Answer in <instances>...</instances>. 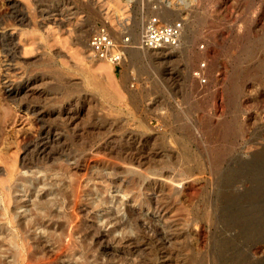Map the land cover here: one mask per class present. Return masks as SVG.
Wrapping results in <instances>:
<instances>
[{
	"label": "rangeland",
	"instance_id": "374dc122",
	"mask_svg": "<svg viewBox=\"0 0 264 264\" xmlns=\"http://www.w3.org/2000/svg\"><path fill=\"white\" fill-rule=\"evenodd\" d=\"M152 14L183 19L178 45L89 51ZM0 225V264H264V0H0Z\"/></svg>",
	"mask_w": 264,
	"mask_h": 264
},
{
	"label": "built area",
	"instance_id": "2783aa9c",
	"mask_svg": "<svg viewBox=\"0 0 264 264\" xmlns=\"http://www.w3.org/2000/svg\"><path fill=\"white\" fill-rule=\"evenodd\" d=\"M184 22L179 18L164 21L158 14L149 15L144 23L138 39L131 43L127 36L114 37L105 23H100L87 39L89 51L99 59L112 66H119L131 47L158 49L165 46H176L180 42ZM200 64L193 75L200 76Z\"/></svg>",
	"mask_w": 264,
	"mask_h": 264
},
{
	"label": "bare ground",
	"instance_id": "6f19581e",
	"mask_svg": "<svg viewBox=\"0 0 264 264\" xmlns=\"http://www.w3.org/2000/svg\"><path fill=\"white\" fill-rule=\"evenodd\" d=\"M168 15H167V13H162V18H164V17H167ZM255 43V42H254ZM179 44V43H178ZM177 44V45H178ZM168 47H171V46H166V49L168 48ZM163 48V47H162ZM155 50V49H154ZM9 52V51H8ZM12 56V55H11ZM262 64V63H261ZM256 68V67H255ZM240 69V68H239ZM249 70V69H248ZM242 71V70H241ZM255 76V75H254ZM230 79V78H229ZM236 84V83H235ZM235 84H234V86H235ZM71 115V114H70ZM47 128V127H46ZM55 132V131H54ZM38 134H39V137L37 138V140L39 139V141L40 140H42V142H40L39 143V141H36L35 142V144H34V147H35V149L37 150L36 151V154H38L37 155V157L33 160V162L32 161H30V162H24V161H22V163H20V165L22 166V167H37V168H40V167H42L43 165H42V163L43 162H45V160H46V156L47 155H49V149L48 148H50L51 147V144H50V142H52L53 141V137H51V131H49V130H41V131H39L38 132ZM37 137V136H36ZM36 137L34 138V139H36ZM50 144V145H49ZM50 149H52V148H50ZM51 151V150H50ZM51 153V152H50ZM51 155V154H50ZM102 155V154H101ZM110 155V154H109ZM52 156V155H51ZM103 156V155H102ZM49 157V156H48ZM50 158V157H49ZM92 158V157H91ZM105 158V157H104ZM77 159V158H76ZM77 161V160H76ZM79 162V161H78ZM96 162V161H95ZM97 163V162H96ZM79 164V163H78ZM77 164V165H78ZM88 164V163H87ZM70 164H68V166H69ZM72 165V164H71ZM69 166V167H73V166H75V165H72V166ZM90 165V164H89ZM84 166H85V164H84ZM83 167V166H82ZM85 169L87 168V165H86V167H84ZM85 171V170H84ZM86 172H87V170H86ZM101 172V171H100ZM99 172V173H100ZM98 173V175H100L101 177H103L101 174L103 173V172H101V174H99ZM108 174H110V173H108ZM107 174V175H108ZM106 175V176H107ZM109 176V175H108ZM107 176V177H108ZM61 178V177H60ZM114 178V177H113ZM112 177L109 179V181H111L112 182V179H113ZM23 181H24V179H23ZM113 181H114V179H113ZM26 182V181H25ZM33 188H34V190H32V191H36V189L35 188H37V186L39 185L38 183H41L42 184V182L41 181H37V180H33ZM24 184V183H23ZM23 184H21V186H23ZM147 185V184H146ZM31 191V192H32ZM34 192H32V193H34ZM52 192V190H50V189H48V190H44L43 191V193L41 194V196H46L47 194H49V193H51ZM78 195V194H77ZM40 199V198H39ZM41 201V200H40ZM75 201V200H74ZM100 201V200H99ZM36 202V201H35ZM43 202V201H42ZM34 204H36V203H34ZM38 204V203H37ZM72 204V203H71ZM72 210H71V213L69 214V217L67 218V223L69 224V233L72 231H78L79 229H80V227H79V220H83L84 219V217H86V212L89 210V208L86 206V205H81V204H79V202L78 201H75L72 205ZM70 206V207H71ZM38 207V206H37ZM41 208V207H40ZM40 208H38V209H40ZM35 209V208H34ZM41 210V213L45 216H47V213H49L50 214V212H49V210H47V208H41L40 209ZM9 213V212H8ZM41 213L39 214V216H41ZM38 214V213H37ZM84 214H85V216H84ZM129 214H131V212L129 213ZM9 215V214H8ZM51 215V214H50ZM38 216V215H37ZM49 216V215H48ZM48 216H47V218H48ZM84 216V217H83ZM110 217H113V216H110V212L109 213H104V214H102L101 215V218H100V220L101 221H108V219L109 220H111L110 219ZM8 218H10V217H8ZM50 218V217H49ZM83 218V219H82ZM115 218V217H114ZM113 218V219H114ZM36 219V218H35ZM38 219V218H37ZM50 219H52V218H50ZM50 219H47V221H42V219L41 220H39V221H31L30 222V224L33 226H37V227H41V228H45V229H52V228H54V226H57L58 224L55 222V221H51ZM127 219H131V218H127ZM53 220V219H52ZM116 220V219H115ZM12 221V220H11ZM84 221H86V220H84ZM83 221V222H84ZM127 221V220H126ZM133 221H134V219H133ZM118 222V221H117ZM121 222V221H120ZM10 223H12V222H10ZM125 223V222H124ZM128 223V222H127ZM120 224V223H119ZM2 225V224H1ZM0 225V241H4V242H7L8 243V245L9 244H11L12 243V241H13V235H12V232H10V231H8L6 228H4V225H3V227ZM29 225V224H28ZM60 225V224H59ZM117 225V224H116ZM115 225V226H116ZM118 226H116V228H117ZM99 227H98V225L96 224V223H94V222H91L90 221V223H88V224H86V226H85V229H86V231H85V235L84 236H87L88 238L90 237L89 235L91 234V235H93V234H95L94 232L96 231V229H97V231L99 230L98 229ZM44 229V230H45ZM50 229V230H51ZM115 229V228H114ZM113 229V230H114ZM88 230V231H87ZM93 230H94V232H93ZM51 231H53V230H51ZM112 231V230H111ZM28 232V231H27ZM99 232V231H98ZM97 232V233H98ZM111 233V232H110ZM29 234V233H28ZM32 236H34V235H32ZM39 236V235H38ZM37 236V237H38ZM94 236H96V235H94ZM36 237V236H35ZM31 238V237H30ZM33 238V237H32ZM94 238H97V237H94ZM123 238V237H122ZM39 239H42V238H40L39 237ZM38 238H37V240H39ZM36 239H35V241H37ZM120 240V239H119ZM39 241H41V240H39ZM37 243H39V242H37ZM42 244V243H41ZM39 245V244H38ZM40 247V246H39ZM43 248H45V247H43ZM47 249H49V248H47ZM47 249H46V251H47ZM44 250V249H43ZM49 253V252H48ZM53 255V254H52ZM50 256V255H49Z\"/></svg>",
	"mask_w": 264,
	"mask_h": 264
}]
</instances>
